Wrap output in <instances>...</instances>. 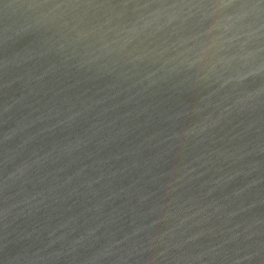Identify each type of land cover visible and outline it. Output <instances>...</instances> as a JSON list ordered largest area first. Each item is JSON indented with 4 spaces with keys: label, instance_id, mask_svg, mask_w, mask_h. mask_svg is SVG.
<instances>
[{
    "label": "water",
    "instance_id": "1",
    "mask_svg": "<svg viewBox=\"0 0 264 264\" xmlns=\"http://www.w3.org/2000/svg\"><path fill=\"white\" fill-rule=\"evenodd\" d=\"M0 264H264V0H0Z\"/></svg>",
    "mask_w": 264,
    "mask_h": 264
}]
</instances>
